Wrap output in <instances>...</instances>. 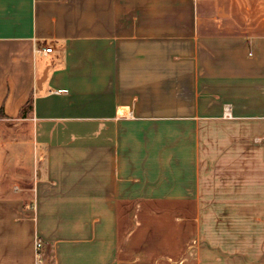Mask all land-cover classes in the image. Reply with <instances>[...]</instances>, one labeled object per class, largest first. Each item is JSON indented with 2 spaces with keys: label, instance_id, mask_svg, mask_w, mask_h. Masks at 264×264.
<instances>
[{
  "label": "crops",
  "instance_id": "crops-1",
  "mask_svg": "<svg viewBox=\"0 0 264 264\" xmlns=\"http://www.w3.org/2000/svg\"><path fill=\"white\" fill-rule=\"evenodd\" d=\"M0 110V264H264V0H0Z\"/></svg>",
  "mask_w": 264,
  "mask_h": 264
},
{
  "label": "rangeland",
  "instance_id": "rangeland-1",
  "mask_svg": "<svg viewBox=\"0 0 264 264\" xmlns=\"http://www.w3.org/2000/svg\"><path fill=\"white\" fill-rule=\"evenodd\" d=\"M233 216H234V213H233ZM212 222L214 223V220H212ZM224 225H226V224H216L215 225V228H221L222 227V230L225 228V226ZM236 226L235 225H232L231 227H227V229H233L234 230V228H235ZM214 228V224L213 225H208V232H207V236H208V238H209V240L211 239V237L213 238V236H214V238L216 237V236H218V234L219 233H215V234H212V232L213 231H211L210 229H213ZM229 231V230H228ZM221 239H218L217 241H220ZM223 241V240H222ZM236 242L235 241H232V240H230V241H227V240H225V241H223V244L225 245V246H227V245H233V244H235Z\"/></svg>",
  "mask_w": 264,
  "mask_h": 264
},
{
  "label": "built area",
  "instance_id": "built-area-1",
  "mask_svg": "<svg viewBox=\"0 0 264 264\" xmlns=\"http://www.w3.org/2000/svg\"><path fill=\"white\" fill-rule=\"evenodd\" d=\"M44 52H50L52 50L51 47H44L42 49ZM35 248H36V259H37V264H42V260H43V255L41 253V249H42V242L39 238H37L36 242H35Z\"/></svg>",
  "mask_w": 264,
  "mask_h": 264
},
{
  "label": "water",
  "instance_id": "water-1",
  "mask_svg": "<svg viewBox=\"0 0 264 264\" xmlns=\"http://www.w3.org/2000/svg\"><path fill=\"white\" fill-rule=\"evenodd\" d=\"M44 264H47V260H45Z\"/></svg>",
  "mask_w": 264,
  "mask_h": 264
},
{
  "label": "trees",
  "instance_id": "trees-1",
  "mask_svg": "<svg viewBox=\"0 0 264 264\" xmlns=\"http://www.w3.org/2000/svg\"><path fill=\"white\" fill-rule=\"evenodd\" d=\"M2 114V110H0V115Z\"/></svg>",
  "mask_w": 264,
  "mask_h": 264
}]
</instances>
